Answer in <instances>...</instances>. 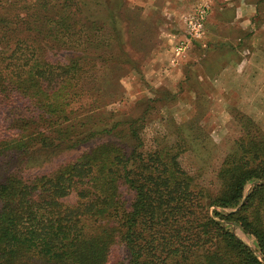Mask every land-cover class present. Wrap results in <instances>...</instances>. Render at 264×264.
I'll use <instances>...</instances> for the list:
<instances>
[{
	"label": "trees",
	"instance_id": "trees-1",
	"mask_svg": "<svg viewBox=\"0 0 264 264\" xmlns=\"http://www.w3.org/2000/svg\"><path fill=\"white\" fill-rule=\"evenodd\" d=\"M93 2L0 0V102L26 105L0 131V155H74L44 172L6 166L0 264H109L119 246L126 264H264V132L239 115V138L215 184L203 185L180 163L199 129L179 126L145 142L156 100L137 104V116L111 111L125 115L113 124L99 118L122 96L126 49L120 11L91 15ZM143 24L135 47L152 50ZM48 49L66 55L53 61Z\"/></svg>",
	"mask_w": 264,
	"mask_h": 264
},
{
	"label": "rangeland",
	"instance_id": "rangeland-1",
	"mask_svg": "<svg viewBox=\"0 0 264 264\" xmlns=\"http://www.w3.org/2000/svg\"><path fill=\"white\" fill-rule=\"evenodd\" d=\"M220 1L119 0L117 5L116 0H94L88 7L91 15L97 16L104 15L110 5L120 11V33L126 49L125 56L121 57L124 71L118 81L122 96L102 106L98 117L113 124L125 115H115L111 111L137 116V104L142 106L141 101L156 100L155 115L148 121L143 133L145 142L149 143L154 136L173 134L179 126L184 130L190 126L199 129V142L193 144L190 153L181 156L180 163L195 177L198 184L203 185L215 184L214 172L239 138V115L251 118L264 132V0H245L256 5V15L251 18L249 27L239 30L222 28L216 31L212 27L217 20L228 21L231 17L228 11L223 15L221 11L214 12V7ZM198 7H205L208 11L204 35L199 40L190 41L183 58L177 57L178 63L176 61V66L170 69L165 66L170 47L183 38L187 16ZM172 11H176V14H171ZM136 21L142 29L143 26L146 28L143 22L152 28V50L150 46L135 47L138 44L137 34H142V29L134 26L137 25ZM114 32L107 37V43L110 44V40L116 43ZM167 34L171 35L169 44ZM10 49L11 43L4 48L5 51ZM48 51L53 61L66 55L55 49ZM56 52L55 58L53 54ZM159 65L165 71L162 75L168 77L158 80L150 78L149 68H158ZM25 106L24 100L16 98L11 102H0L1 132L10 130L8 128L23 113L21 109L24 110ZM190 133L185 131V135ZM112 139L121 141L116 136ZM70 155L69 152L43 151L14 157L11 161L0 155V178L8 165H19L27 171L44 172L74 156ZM74 201L73 196L66 200L67 203ZM109 264H126V253L122 246L113 249Z\"/></svg>",
	"mask_w": 264,
	"mask_h": 264
},
{
	"label": "crops",
	"instance_id": "crops-1",
	"mask_svg": "<svg viewBox=\"0 0 264 264\" xmlns=\"http://www.w3.org/2000/svg\"><path fill=\"white\" fill-rule=\"evenodd\" d=\"M222 2V3H220ZM220 2H218L216 4V7H214V12L215 11H221V14L223 15L224 12L228 11L231 15L230 19L228 21H224V20H217L215 22L214 27H212L213 29H222V28H234V29H243L246 27L250 26V22H251V18L254 17L256 15V5L254 3L251 2H246L245 0H221ZM214 4V3H213ZM171 14H176V11L173 12ZM170 14V15H171ZM221 15V16H222ZM221 19V18H219ZM170 36L169 34H167V41L168 44L170 43ZM173 37V36H172ZM177 44V43H176ZM176 44H174L173 46L170 47V51H169V55L167 56L166 59V63L165 66H167L168 68L172 69L173 67H175L176 64L178 63V60L176 59V52H175V47ZM174 58V59H173ZM183 58V57H182ZM181 59V58H180ZM154 59H152V63H154ZM157 62L158 59L156 60ZM150 69V74L148 73V75L150 76V78L152 79H161L162 78H166L168 77V75H162L163 72L162 71V65H159L158 68L153 66ZM224 71L221 72V75H223Z\"/></svg>",
	"mask_w": 264,
	"mask_h": 264
},
{
	"label": "built area",
	"instance_id": "built-area-1",
	"mask_svg": "<svg viewBox=\"0 0 264 264\" xmlns=\"http://www.w3.org/2000/svg\"><path fill=\"white\" fill-rule=\"evenodd\" d=\"M207 17L208 11L205 7H198L192 14L187 16L184 36L177 42L175 47L176 57L180 58L185 55L190 41L199 40L203 37Z\"/></svg>",
	"mask_w": 264,
	"mask_h": 264
}]
</instances>
